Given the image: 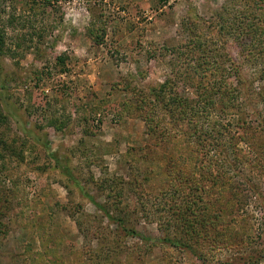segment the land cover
Wrapping results in <instances>:
<instances>
[{"label":"rangeland","instance_id":"obj_1","mask_svg":"<svg viewBox=\"0 0 264 264\" xmlns=\"http://www.w3.org/2000/svg\"><path fill=\"white\" fill-rule=\"evenodd\" d=\"M0 264H264V0H0Z\"/></svg>","mask_w":264,"mask_h":264},{"label":"trees","instance_id":"obj_2","mask_svg":"<svg viewBox=\"0 0 264 264\" xmlns=\"http://www.w3.org/2000/svg\"><path fill=\"white\" fill-rule=\"evenodd\" d=\"M176 102H177L176 99H173V100L171 101V104H177ZM166 106H167V105H166Z\"/></svg>","mask_w":264,"mask_h":264}]
</instances>
